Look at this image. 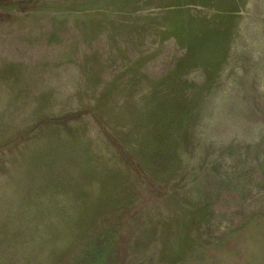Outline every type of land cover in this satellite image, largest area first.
<instances>
[{
	"label": "rangeland",
	"instance_id": "374dc122",
	"mask_svg": "<svg viewBox=\"0 0 264 264\" xmlns=\"http://www.w3.org/2000/svg\"><path fill=\"white\" fill-rule=\"evenodd\" d=\"M0 264H264V0H0Z\"/></svg>",
	"mask_w": 264,
	"mask_h": 264
}]
</instances>
